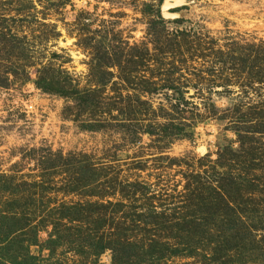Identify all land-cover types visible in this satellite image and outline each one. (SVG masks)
<instances>
[{
  "label": "rangeland",
  "instance_id": "1",
  "mask_svg": "<svg viewBox=\"0 0 264 264\" xmlns=\"http://www.w3.org/2000/svg\"><path fill=\"white\" fill-rule=\"evenodd\" d=\"M129 254L264 264V0H0V264Z\"/></svg>",
  "mask_w": 264,
  "mask_h": 264
},
{
  "label": "trees",
  "instance_id": "2",
  "mask_svg": "<svg viewBox=\"0 0 264 264\" xmlns=\"http://www.w3.org/2000/svg\"><path fill=\"white\" fill-rule=\"evenodd\" d=\"M20 231H22V229H20V230H18L17 231V233H22V232H20ZM96 249H98V251L99 252H97L98 254L99 253H101L102 251H104L105 249H107V247H105V246H103V245H98V246H94ZM98 247V248H97ZM112 249V248H111ZM123 259H126L127 260V263L126 264H128L130 261H131V259H132V256L129 254V255H126L125 256V258H123ZM154 259H157V258H154V257H150V260H154ZM157 260H159V258L157 259ZM121 264H124V263H121Z\"/></svg>",
  "mask_w": 264,
  "mask_h": 264
},
{
  "label": "water",
  "instance_id": "3",
  "mask_svg": "<svg viewBox=\"0 0 264 264\" xmlns=\"http://www.w3.org/2000/svg\"><path fill=\"white\" fill-rule=\"evenodd\" d=\"M168 2H169V1H168ZM173 2H175V1H173ZM173 2H171V4H173ZM178 2H179V1H178ZM179 3H180V2H179ZM166 4H167V2L164 3L163 10H164V7L166 6ZM169 4H170V3H169ZM176 7H177V6H175V7H171V8H169V10H170V9H174V8H176Z\"/></svg>",
  "mask_w": 264,
  "mask_h": 264
}]
</instances>
